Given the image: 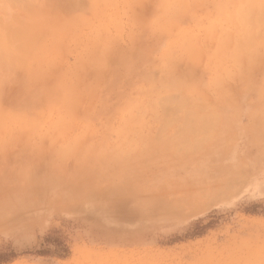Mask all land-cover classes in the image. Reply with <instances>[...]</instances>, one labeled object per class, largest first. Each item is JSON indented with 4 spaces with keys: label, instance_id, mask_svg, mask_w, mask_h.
<instances>
[{
    "label": "rangeland",
    "instance_id": "374dc122",
    "mask_svg": "<svg viewBox=\"0 0 264 264\" xmlns=\"http://www.w3.org/2000/svg\"><path fill=\"white\" fill-rule=\"evenodd\" d=\"M0 264H264V0H0Z\"/></svg>",
    "mask_w": 264,
    "mask_h": 264
},
{
    "label": "bare ground",
    "instance_id": "6f19581e",
    "mask_svg": "<svg viewBox=\"0 0 264 264\" xmlns=\"http://www.w3.org/2000/svg\"><path fill=\"white\" fill-rule=\"evenodd\" d=\"M236 52V51H235ZM235 54V53H234Z\"/></svg>",
    "mask_w": 264,
    "mask_h": 264
}]
</instances>
